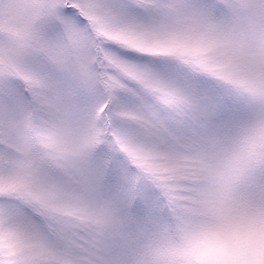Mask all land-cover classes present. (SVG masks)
I'll return each instance as SVG.
<instances>
[{"label":"snow or ice","instance_id":"obj_1","mask_svg":"<svg viewBox=\"0 0 264 264\" xmlns=\"http://www.w3.org/2000/svg\"><path fill=\"white\" fill-rule=\"evenodd\" d=\"M0 264H264V0H0Z\"/></svg>","mask_w":264,"mask_h":264}]
</instances>
